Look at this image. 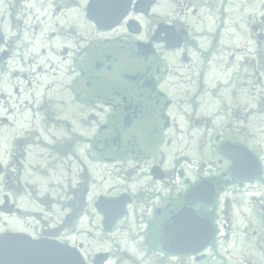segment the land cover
Wrapping results in <instances>:
<instances>
[{
    "label": "flooded vegetation",
    "instance_id": "obj_1",
    "mask_svg": "<svg viewBox=\"0 0 264 264\" xmlns=\"http://www.w3.org/2000/svg\"><path fill=\"white\" fill-rule=\"evenodd\" d=\"M0 4V264H264V1Z\"/></svg>",
    "mask_w": 264,
    "mask_h": 264
},
{
    "label": "rangeland",
    "instance_id": "obj_2",
    "mask_svg": "<svg viewBox=\"0 0 264 264\" xmlns=\"http://www.w3.org/2000/svg\"><path fill=\"white\" fill-rule=\"evenodd\" d=\"M240 1H241V3H243V0H234V7H236V8H238L239 7V3H240ZM254 1H256V0H252V3L254 2ZM262 1H264V0H257V2H258V6L257 7H254V9H255V15H253L252 17H251V21L253 22V20H254V18H255V16L260 12V5H259V3H261ZM2 11V6H1V4H0V12ZM249 11H250V9L247 11V13H249ZM251 13L253 14L254 13V11L252 10L251 11ZM242 17H236V19H235V23H238V24H240V22L242 21V20H240ZM246 18V14L243 16V19H245ZM1 22H2V16L0 15V24H1ZM244 23V22H243ZM247 24H248V21H247ZM236 44V47H238V48H241L242 47V44L240 43V44H238L237 43V41L235 40L234 41ZM251 48H252V50H253V45H251ZM43 49L45 50V52L46 53H49L50 52V45L49 44H46L44 47H43ZM240 56H242V53H239V55H238V57H240ZM63 67V66H62ZM38 76H36V78H37Z\"/></svg>",
    "mask_w": 264,
    "mask_h": 264
},
{
    "label": "water",
    "instance_id": "obj_3",
    "mask_svg": "<svg viewBox=\"0 0 264 264\" xmlns=\"http://www.w3.org/2000/svg\"><path fill=\"white\" fill-rule=\"evenodd\" d=\"M74 264H81L80 260L77 258V256L75 257V260L73 262Z\"/></svg>",
    "mask_w": 264,
    "mask_h": 264
}]
</instances>
